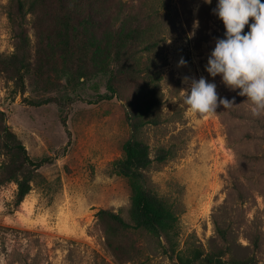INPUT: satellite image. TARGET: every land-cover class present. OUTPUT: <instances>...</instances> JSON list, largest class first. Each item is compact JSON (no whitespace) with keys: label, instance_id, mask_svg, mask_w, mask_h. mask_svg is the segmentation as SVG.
<instances>
[{"label":"rangeland","instance_id":"1","mask_svg":"<svg viewBox=\"0 0 264 264\" xmlns=\"http://www.w3.org/2000/svg\"><path fill=\"white\" fill-rule=\"evenodd\" d=\"M131 1H89L97 21L90 25L94 41L86 44L84 56L74 50L67 57L59 43L64 31L57 8L45 14L40 29L32 17L25 20L34 67L23 94L14 93L0 71V109L33 159H52L39 168L19 204L15 183L0 186V264H179L170 254L190 255L194 248L219 251L225 259L254 255L264 264V114L252 116L239 90H229L219 75L205 70L216 39L226 31L212 11L217 0H167L157 11L158 46L140 59L148 58L160 74V103L157 124L145 123L136 137L153 158L146 185L176 215L175 233L169 241L143 228H120L99 214L111 211L130 223V191L112 162L122 156L131 132L126 112L139 104L141 83L130 67L115 66L120 93L101 98L110 92L100 69L111 55L103 34L115 30L122 38L134 27ZM66 3L80 16L87 10L86 1ZM8 7L9 0H0L3 56L16 42ZM181 58L186 65L178 66ZM185 76L215 82L218 98L235 97L234 105H219L217 112L194 120L183 104ZM45 98L51 100L28 103ZM162 151L166 158L156 160Z\"/></svg>","mask_w":264,"mask_h":264},{"label":"trees","instance_id":"2","mask_svg":"<svg viewBox=\"0 0 264 264\" xmlns=\"http://www.w3.org/2000/svg\"><path fill=\"white\" fill-rule=\"evenodd\" d=\"M27 1V2H26ZM75 5L86 1L87 10L78 14L77 10L69 7L66 0H9L7 16L11 23L14 38L16 39L14 50L8 55H0V71L6 78L12 81L14 93L23 94L25 90V76L34 67L33 53L30 39L25 29L27 16L32 17L34 27H45L42 23L46 19L45 14L52 8H57L60 15V24L64 34H59L58 41L66 49L67 57L74 54V50L84 56L87 52L86 44L94 41L90 25L96 22V14L90 8V0H72ZM167 0H135L131 1L128 13L135 24L124 37H117V31H107L104 38L110 41L111 55H107L106 62L100 71L107 73L106 87L110 94L101 95V98H110L119 94L114 85L115 66L130 67L137 78L140 79V92L137 95L139 104L133 102L132 109L127 110L126 120L130 126V134L122 143V156L112 162V171L123 177L130 191L129 218L130 223L125 222L119 215L101 210L100 213L109 215L120 228L128 225L134 228H143L157 237L163 236L171 240L175 233L177 217L166 202L154 193L147 185L145 171L150 166L153 158L150 156L149 146L136 137V132L148 122L157 124L156 110L159 106L157 85L160 80L159 72L153 68L147 58L140 59L155 51L158 41L155 39L157 11L164 6ZM56 6V7H55ZM76 8V7H75ZM107 15L102 17L105 19ZM109 19V16H108ZM96 20V21H95ZM47 31V35L49 34ZM116 35V36H115ZM48 37V36H47ZM46 37V38H47ZM41 43L44 36L38 34ZM110 59V60H109ZM45 98L40 100L28 99L32 105H40L50 101ZM0 186L9 182L16 184L15 203L19 204L31 189L32 181L39 174V168L51 162L50 156L33 159L22 140L7 123L6 113L0 109ZM167 154L162 151L155 159L162 161ZM190 255L181 253L170 254L179 264H258L254 255L245 258L225 259L219 251L203 252L194 248Z\"/></svg>","mask_w":264,"mask_h":264},{"label":"clouds","instance_id":"3","mask_svg":"<svg viewBox=\"0 0 264 264\" xmlns=\"http://www.w3.org/2000/svg\"><path fill=\"white\" fill-rule=\"evenodd\" d=\"M204 2L211 4L212 0ZM212 11L226 31L223 38L216 39L205 70L211 77L219 75L229 90H239L237 94L245 97L243 102L249 105L252 116L259 117L264 114V0H217ZM246 25L249 31L243 32ZM193 27H198V22ZM194 34L193 31L189 35ZM186 64L183 58L178 62V66ZM183 82L187 85L183 104L196 121L217 112L219 105H234L235 97L218 98L216 83L203 76H185Z\"/></svg>","mask_w":264,"mask_h":264}]
</instances>
